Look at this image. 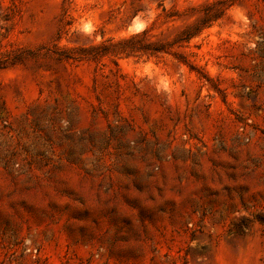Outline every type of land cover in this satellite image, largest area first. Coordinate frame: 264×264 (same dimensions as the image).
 I'll use <instances>...</instances> for the list:
<instances>
[{"label":"rangeland","instance_id":"obj_1","mask_svg":"<svg viewBox=\"0 0 264 264\" xmlns=\"http://www.w3.org/2000/svg\"><path fill=\"white\" fill-rule=\"evenodd\" d=\"M258 216L264 0H0V264H264Z\"/></svg>","mask_w":264,"mask_h":264},{"label":"trees","instance_id":"obj_2","mask_svg":"<svg viewBox=\"0 0 264 264\" xmlns=\"http://www.w3.org/2000/svg\"><path fill=\"white\" fill-rule=\"evenodd\" d=\"M219 16H220V13H219V15L217 14V15L213 16L212 18H208V17H207V19L204 18V19L202 20V27H206L207 24H208L209 22H211V21H215L217 18H219ZM190 35H191V34H188L186 38H189ZM257 220H258V222H259L262 226H264V217L258 216V217H257ZM240 230H241V229H239V231H240Z\"/></svg>","mask_w":264,"mask_h":264}]
</instances>
